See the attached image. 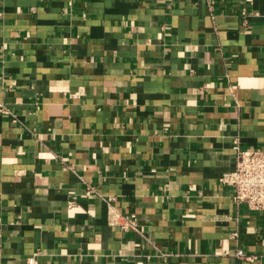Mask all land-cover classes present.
I'll return each mask as SVG.
<instances>
[{
	"label": "crops",
	"instance_id": "crops-1",
	"mask_svg": "<svg viewBox=\"0 0 264 264\" xmlns=\"http://www.w3.org/2000/svg\"><path fill=\"white\" fill-rule=\"evenodd\" d=\"M235 141L264 148V0H0V264H264Z\"/></svg>",
	"mask_w": 264,
	"mask_h": 264
},
{
	"label": "built area",
	"instance_id": "built-area-1",
	"mask_svg": "<svg viewBox=\"0 0 264 264\" xmlns=\"http://www.w3.org/2000/svg\"><path fill=\"white\" fill-rule=\"evenodd\" d=\"M236 167L220 177L221 183L232 189V198L236 203H245L252 210H264V148H241L235 141ZM111 217L117 224L126 227L119 221L120 214L111 209ZM238 255L251 258L243 250ZM29 264L35 262L34 257L28 258Z\"/></svg>",
	"mask_w": 264,
	"mask_h": 264
}]
</instances>
